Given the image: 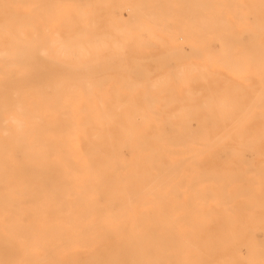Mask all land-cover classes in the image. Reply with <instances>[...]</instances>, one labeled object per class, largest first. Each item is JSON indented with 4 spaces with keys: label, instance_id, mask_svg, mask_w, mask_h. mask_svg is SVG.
<instances>
[{
    "label": "bare ground",
    "instance_id": "bare-ground-1",
    "mask_svg": "<svg viewBox=\"0 0 264 264\" xmlns=\"http://www.w3.org/2000/svg\"><path fill=\"white\" fill-rule=\"evenodd\" d=\"M71 1L67 8L52 1L37 11L62 23L75 14L83 22L82 0ZM218 3L213 15L221 31L227 36L237 32H231L227 14L234 11L247 18L246 6L239 0ZM47 9L51 15H45ZM196 17L204 28L211 26L203 16ZM34 18H21L12 9L10 20L0 23V108L12 105L16 113H28L38 122L24 129L14 117L15 131L0 140V264H264V238L255 235L264 232V203H254L264 201V178H259L264 165L258 168L241 159L235 164L231 159L264 152V126L246 144L236 146L221 136L211 142L205 134L193 144L184 131L176 137L179 143L124 127L112 132L107 120L113 113L104 102L96 107L81 97L79 106V97L66 88L79 66L65 68L48 53L46 24H36ZM24 27L31 28L29 35ZM144 31L152 33L145 25ZM84 35H58L62 53L76 60L83 56ZM86 42L99 52L94 41ZM119 45L115 44L120 52ZM35 54L45 60L37 61ZM253 60L243 56L240 67ZM33 72L38 77L33 92L45 94L52 87L54 100L48 106L60 118L50 117L46 106L22 99L32 91ZM150 136L160 141L153 144ZM126 152L134 158L126 159ZM163 157L171 159L165 162ZM202 157L219 161L204 166ZM184 163L187 171L181 174ZM203 175L216 187L206 197L212 202L207 220L199 218L205 188H197L194 181V176ZM183 183L194 187L192 193L184 189L173 196ZM171 199L184 203L193 199L198 216ZM210 216H219L220 223Z\"/></svg>",
    "mask_w": 264,
    "mask_h": 264
},
{
    "label": "rangeland",
    "instance_id": "rangeland-1",
    "mask_svg": "<svg viewBox=\"0 0 264 264\" xmlns=\"http://www.w3.org/2000/svg\"><path fill=\"white\" fill-rule=\"evenodd\" d=\"M44 1L0 0V23L10 20L12 9L21 18L34 15L36 24L45 23L43 28L50 41L46 44L48 53L65 68L79 66L74 79L66 81V88L79 97V106L81 97L96 107L104 102L106 110L113 113L107 120L112 132L124 127L134 134L137 131L160 134L165 141H174L184 131L193 144L205 134L211 142L221 136L229 145L236 146L246 144L252 134L264 126V0H239L249 16L244 18L234 11L228 13L231 32L237 31L228 36L221 31L219 20L213 15L219 8L218 0H82L79 7L86 13L85 20L82 22L71 14L67 23L56 16H44L37 9L51 5L52 1L67 8L71 0ZM171 9V15L161 14ZM140 12L146 15L138 16ZM47 14L51 15L50 9L45 11ZM195 16H203L211 26L204 28L198 17L193 19ZM144 25L152 33H146ZM23 30L27 35L31 32L29 27ZM75 33L85 34L81 36L85 40L84 53L78 60L64 55L57 41L58 35L66 38ZM86 38L100 47L98 53L94 51L95 46H88ZM119 42L120 52L115 46ZM35 56L39 62L45 60L42 55ZM243 56L253 57L254 62L240 67ZM52 74L48 75L51 81L54 80ZM30 77L32 91L22 99L27 97L42 104L52 111L50 117L60 118L61 114L48 106L49 101L54 100L52 87L45 94L33 92V86L38 84L37 73H31ZM14 117L24 129L38 123L28 113H16L12 105L0 108V140L5 141L15 131ZM148 141L154 144L160 138L150 136ZM261 141L264 147V136ZM125 158L134 157L126 152ZM202 158L204 166L219 161L217 157ZM170 159L163 157L162 160ZM231 159L235 164L241 159L259 168L264 165V152ZM186 171L184 163L180 172ZM259 178H264V169ZM194 179L197 188H205V195L202 194L205 199L200 201L204 208L199 218L207 220V208L212 202L206 197L211 194L209 190L216 192V187L205 175L194 176ZM8 180L13 182L14 176ZM184 180L191 184L188 179ZM176 189L173 196L181 195L184 189H189L190 194L194 187L183 183ZM171 203L188 206L190 215L198 216L197 202L193 199L186 204L171 199ZM209 218L220 223L219 216ZM242 218L250 220L246 215ZM263 233L258 231L255 235L262 241ZM243 251L246 253L245 249Z\"/></svg>",
    "mask_w": 264,
    "mask_h": 264
}]
</instances>
